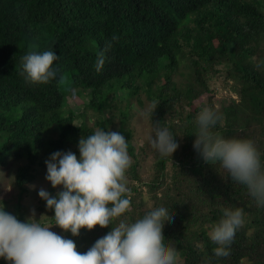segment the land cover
<instances>
[{"label": "trees", "instance_id": "obj_1", "mask_svg": "<svg viewBox=\"0 0 264 264\" xmlns=\"http://www.w3.org/2000/svg\"><path fill=\"white\" fill-rule=\"evenodd\" d=\"M113 36L118 39L97 72V55ZM30 45L60 57L54 62L60 72L48 84H29L20 75ZM215 78L234 94L219 107L210 84ZM144 96L149 104L158 101L153 122L179 145L172 157L149 145L148 168V145L135 140L132 125L131 99L143 106ZM68 97H80L94 111L91 123L85 112L64 107ZM204 106L221 116L213 131L253 141L264 163V0H0V167L15 163L8 173L17 188L0 207L13 203L21 222L32 215L24 197L52 153L71 151L79 159L81 137L115 130L128 141L133 161L131 210L121 219L134 222L166 208L173 218L164 224L165 243L180 253L179 264H264V206L193 147ZM35 207V218L45 215L50 230L73 240L81 253L118 223L73 236L54 226L46 201L39 198ZM224 208H242L244 224L230 255L216 257L218 245L208 233ZM0 264L10 262L0 258Z\"/></svg>", "mask_w": 264, "mask_h": 264}, {"label": "clouds", "instance_id": "obj_2", "mask_svg": "<svg viewBox=\"0 0 264 264\" xmlns=\"http://www.w3.org/2000/svg\"><path fill=\"white\" fill-rule=\"evenodd\" d=\"M113 36L97 55L96 71L102 70L105 53L112 48ZM30 45L21 57L20 75L26 83L44 85L57 78L60 69L54 62L60 59L52 50L38 51ZM62 78V77H61ZM158 101L153 100L139 110L142 121L152 123L146 139L161 157H172L179 145L173 133L153 122ZM221 116L208 106L196 117L198 125L193 147L205 163L219 164L231 179L244 185L258 205L264 206V163L261 153L249 139L224 138L213 131ZM79 159L68 151H56L45 161L48 180L53 188L63 190L51 195L41 188L38 195L46 207L54 210V226L73 236L81 229L92 231L96 226L111 227L86 252L77 251L73 240L51 231L45 215L35 218V210L25 222L0 207V258L10 264H179L180 253L165 243L163 228L173 218L164 207L147 212L142 218L121 219L131 210V190L127 172L133 161L129 143L118 131L97 128L78 143ZM34 187V186H33ZM222 218L208 233L216 257L230 255L236 231L244 224L242 208L222 209Z\"/></svg>", "mask_w": 264, "mask_h": 264}, {"label": "rangeland", "instance_id": "obj_3", "mask_svg": "<svg viewBox=\"0 0 264 264\" xmlns=\"http://www.w3.org/2000/svg\"><path fill=\"white\" fill-rule=\"evenodd\" d=\"M181 69L184 70L183 68ZM181 78L182 76L177 74V79L180 80ZM210 84L211 86L217 89V93L215 94L216 106L219 107L223 103L229 101L230 97H234V94L228 88L223 87L221 85V80L219 78L212 79L210 81ZM142 98L144 99L143 106L138 105L137 100L133 98L131 99L132 108H133L132 112L134 113L132 117V125H133V133H134L135 140L139 141L141 144L145 143L148 145L147 154L145 156L144 163H143V166H146L148 168L152 162L153 152L152 150H149L148 148L150 144L148 143L146 139V135L148 134L152 126L149 123L142 121V119L140 118L138 114L139 110L144 109L149 105V101L145 99L147 97L144 96ZM113 104L115 105L116 103L112 102V105ZM64 107L74 108L75 110L74 113L76 115L81 112H85L86 114L85 120L87 121V123H91L93 121L92 113L94 111L88 108L86 104L84 103V100L81 99L80 97H76L74 99H72L71 97H68ZM113 110H115V107H113ZM112 131H115V130H112ZM14 165H15L14 162L12 163L9 161L8 167H5V168L0 167V200H2V198L5 196L9 197V195H14L16 193L17 188L14 187L12 183L10 182V176L8 173L11 166H14ZM144 170H145V167H144ZM46 176H47V166L39 169L37 179L29 186V194L26 197H24L23 201L26 205H28L29 211H31V213L33 210H35V212L37 210L35 205L38 199L40 198L38 195L39 190L43 188L44 190L49 191L50 189L53 188L51 183L48 180H46ZM58 187L60 186H57L56 188ZM4 208L6 212L11 213L15 216L17 215V210L13 203L8 202L4 204ZM27 215H30V214H27ZM242 264H249V262L244 260Z\"/></svg>", "mask_w": 264, "mask_h": 264}]
</instances>
